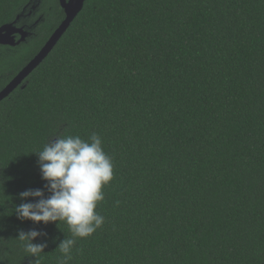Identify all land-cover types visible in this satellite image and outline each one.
<instances>
[{
    "label": "trees",
    "instance_id": "trees-1",
    "mask_svg": "<svg viewBox=\"0 0 264 264\" xmlns=\"http://www.w3.org/2000/svg\"><path fill=\"white\" fill-rule=\"evenodd\" d=\"M27 2L0 0V26ZM40 9L34 37L0 51V90L65 17ZM54 129L97 134L113 162L104 223L69 264H264V0L85 1L0 102V264H58L71 236L14 213L44 186L34 153ZM33 228L36 260L15 239Z\"/></svg>",
    "mask_w": 264,
    "mask_h": 264
},
{
    "label": "clouds",
    "instance_id": "clouds-1",
    "mask_svg": "<svg viewBox=\"0 0 264 264\" xmlns=\"http://www.w3.org/2000/svg\"><path fill=\"white\" fill-rule=\"evenodd\" d=\"M34 154L44 186L21 192V201L34 202L15 206L14 213L19 221L33 225L65 223L71 236L61 240L56 249L61 253L58 264H69L77 240L92 236L104 223L96 209L104 200L102 189L113 179V162L97 134L85 140L56 129L42 150ZM45 236L33 228L18 231L15 239L22 243L26 257L36 260L48 245L34 241Z\"/></svg>",
    "mask_w": 264,
    "mask_h": 264
},
{
    "label": "water",
    "instance_id": "water-1",
    "mask_svg": "<svg viewBox=\"0 0 264 264\" xmlns=\"http://www.w3.org/2000/svg\"><path fill=\"white\" fill-rule=\"evenodd\" d=\"M85 1L87 0H58L59 6L65 16L63 21L54 30L39 52L0 90V102L17 89L50 54L70 24L82 10ZM14 23H7L0 26V45L15 46L27 39L28 32L23 28H16ZM17 33L20 34L18 41L14 38V35Z\"/></svg>",
    "mask_w": 264,
    "mask_h": 264
},
{
    "label": "flooded vegetation",
    "instance_id": "flooded-vegetation-1",
    "mask_svg": "<svg viewBox=\"0 0 264 264\" xmlns=\"http://www.w3.org/2000/svg\"><path fill=\"white\" fill-rule=\"evenodd\" d=\"M40 8H41V0H28V2L22 7V9L15 15V18L11 22H9V23L15 22L14 26L16 28H23L26 32H28L29 35L27 39L24 42H21L15 46L0 45V51H4L3 49L5 48L7 49L12 48L13 50H15V48L20 47L21 44L27 43L29 39L34 37V34L43 16V14L40 13L41 10ZM14 38L16 41H18L20 39V34L19 33L15 34ZM0 69H1V64H0Z\"/></svg>",
    "mask_w": 264,
    "mask_h": 264
}]
</instances>
